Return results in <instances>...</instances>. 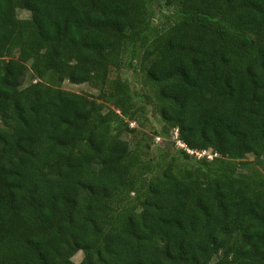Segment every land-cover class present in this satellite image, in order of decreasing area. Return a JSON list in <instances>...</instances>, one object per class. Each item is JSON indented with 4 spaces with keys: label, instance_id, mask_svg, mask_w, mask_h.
<instances>
[{
    "label": "trees",
    "instance_id": "16d2710c",
    "mask_svg": "<svg viewBox=\"0 0 264 264\" xmlns=\"http://www.w3.org/2000/svg\"><path fill=\"white\" fill-rule=\"evenodd\" d=\"M148 105L157 162L122 137ZM78 252L264 264V0H0V264Z\"/></svg>",
    "mask_w": 264,
    "mask_h": 264
},
{
    "label": "rangeland",
    "instance_id": "374dc122",
    "mask_svg": "<svg viewBox=\"0 0 264 264\" xmlns=\"http://www.w3.org/2000/svg\"><path fill=\"white\" fill-rule=\"evenodd\" d=\"M171 15L170 10L161 9L156 12L154 24L164 25L168 23L167 17ZM17 16L20 19H26L29 17V13L25 10H18ZM8 57H15V54H10ZM119 75L124 81V84L129 89H133L138 93L148 92L150 93L148 87L143 86L141 83L140 75L131 69L123 68L120 71H114L111 73V78ZM32 73L27 72L25 78L23 79L22 86H26L31 81ZM62 89L87 95L90 98H96L97 91L93 89L88 84L75 85L71 84L68 81H64ZM162 122L159 119L158 114L152 105H148L145 114L142 117H139L138 122L133 124L132 128H135L133 133H125L122 135L123 139L127 140L132 148L136 147L140 149V155L145 159H151L154 162H157L162 155L161 146L152 142V136L155 134V131H160ZM247 159L252 160L253 157L247 156ZM82 253L78 252L73 258L72 261L74 264H78L82 260Z\"/></svg>",
    "mask_w": 264,
    "mask_h": 264
},
{
    "label": "built area",
    "instance_id": "2783aa9c",
    "mask_svg": "<svg viewBox=\"0 0 264 264\" xmlns=\"http://www.w3.org/2000/svg\"><path fill=\"white\" fill-rule=\"evenodd\" d=\"M156 142H159V139L157 138L156 139ZM178 147L179 148H182L184 150H186L187 153L189 154H194L196 157L200 158V157H203V156H207L208 158H212L213 155L209 154L208 152L206 151H202V152H194V151H191L189 149L186 148V146L182 143H177Z\"/></svg>",
    "mask_w": 264,
    "mask_h": 264
}]
</instances>
